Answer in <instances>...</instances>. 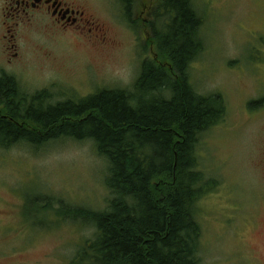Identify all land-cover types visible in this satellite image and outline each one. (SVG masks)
Masks as SVG:
<instances>
[{
	"label": "rangeland",
	"instance_id": "374dc122",
	"mask_svg": "<svg viewBox=\"0 0 264 264\" xmlns=\"http://www.w3.org/2000/svg\"><path fill=\"white\" fill-rule=\"evenodd\" d=\"M158 1L133 0L129 8L123 0H80L111 39L26 30L19 58L6 67L0 54V73H11L30 94L49 89L55 102L103 88L133 90L142 63L161 58L152 48ZM192 1L205 48L190 65V81L199 93L226 100L223 120L198 147L200 167L219 180L197 204L199 257L202 264H264V103L253 105L264 98V0ZM107 174L90 140L0 149V264H93L79 262L95 225L61 209H108Z\"/></svg>",
	"mask_w": 264,
	"mask_h": 264
},
{
	"label": "trees",
	"instance_id": "16d2710c",
	"mask_svg": "<svg viewBox=\"0 0 264 264\" xmlns=\"http://www.w3.org/2000/svg\"><path fill=\"white\" fill-rule=\"evenodd\" d=\"M123 1L131 8L133 0ZM156 7L151 44L161 58L142 63L133 90L103 88L55 102L49 89L30 94L15 76H0V149L90 140L108 163V209H61L96 227L79 263L202 264L197 204L219 180L200 167L198 147L223 120L226 100L199 93L190 81V65L205 48L193 1L159 0ZM160 18L168 20L159 31Z\"/></svg>",
	"mask_w": 264,
	"mask_h": 264
},
{
	"label": "flooded vegetation",
	"instance_id": "af4514ba",
	"mask_svg": "<svg viewBox=\"0 0 264 264\" xmlns=\"http://www.w3.org/2000/svg\"><path fill=\"white\" fill-rule=\"evenodd\" d=\"M0 28V54L6 67L19 58V41L26 30L39 29L52 35L73 34L86 42L100 37L103 42L111 39L106 24L88 12V7L80 0H0ZM1 75L12 74L2 69Z\"/></svg>",
	"mask_w": 264,
	"mask_h": 264
}]
</instances>
